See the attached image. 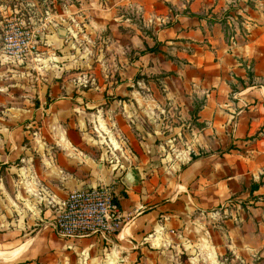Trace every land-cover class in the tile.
Instances as JSON below:
<instances>
[{
	"label": "crops",
	"instance_id": "obj_1",
	"mask_svg": "<svg viewBox=\"0 0 264 264\" xmlns=\"http://www.w3.org/2000/svg\"><path fill=\"white\" fill-rule=\"evenodd\" d=\"M110 1L103 14L120 20L113 25L133 27L135 37V27H154L160 49L183 61L167 80L180 120L159 145L123 129L127 144L112 156L81 113L94 100L82 104L79 89L48 94L41 121L30 122L37 130L24 131L18 147L9 137L0 154V243L10 247L0 256L28 255L24 240L34 230L46 249L71 190L111 185L120 228L105 239L84 236L108 245V264L137 256L142 264H223L227 252L233 264H264V0ZM147 55L156 54L134 63ZM120 80L106 100L136 95L125 88L130 77ZM129 169L137 176L130 188L121 182Z\"/></svg>",
	"mask_w": 264,
	"mask_h": 264
},
{
	"label": "rangeland",
	"instance_id": "obj_2",
	"mask_svg": "<svg viewBox=\"0 0 264 264\" xmlns=\"http://www.w3.org/2000/svg\"><path fill=\"white\" fill-rule=\"evenodd\" d=\"M111 3L110 0H0V154L12 146L9 137L17 147L28 141L24 131L37 130L36 124L30 122L42 119L37 108L58 89L83 91L82 104L94 100L96 105L81 113L85 120L89 119L96 141L103 147L110 144L112 156L123 152L122 144H127L128 136L123 129H129L133 135L140 133L137 137L143 141H151L152 134L157 145L173 131L170 127L176 123L172 120L180 118L179 113L170 109L167 80L176 71L174 65L182 67L184 63L174 62L172 49H160L164 43L156 41L152 34L154 27H135L140 31L135 37L133 27L113 25L112 21L120 20L103 14L104 7ZM5 35L11 37L9 47L3 44ZM132 40H137L139 47H134ZM15 42L33 45L34 49L18 57ZM151 47H157V51L149 52ZM152 53L156 55L144 56L141 64L134 63L138 57ZM126 76L130 80L125 88L135 89L136 95H112L107 102L102 93L118 85L122 89L124 80L120 79ZM152 89L157 93L155 99L150 96ZM96 152L99 154L100 150ZM29 238L24 240L29 247L28 255L13 259L11 254L0 256V264H19L18 261L24 260L25 264H108L105 252L108 245L99 239L81 237L68 241L55 237L47 241L44 249L41 240L35 239L36 230ZM0 250L10 247L0 243ZM227 253L223 264H233L230 252ZM142 258L137 256L133 264H142Z\"/></svg>",
	"mask_w": 264,
	"mask_h": 264
},
{
	"label": "built area",
	"instance_id": "obj_3",
	"mask_svg": "<svg viewBox=\"0 0 264 264\" xmlns=\"http://www.w3.org/2000/svg\"><path fill=\"white\" fill-rule=\"evenodd\" d=\"M6 47L11 37L5 35ZM16 53L21 57L33 45L15 42ZM121 211L111 185L73 189L61 203V210L49 226L61 238L74 239L88 235H101L104 239L118 231Z\"/></svg>",
	"mask_w": 264,
	"mask_h": 264
},
{
	"label": "water",
	"instance_id": "obj_4",
	"mask_svg": "<svg viewBox=\"0 0 264 264\" xmlns=\"http://www.w3.org/2000/svg\"><path fill=\"white\" fill-rule=\"evenodd\" d=\"M121 182L127 186L132 187L137 184V176L136 172L133 169H129L125 172V174L121 178Z\"/></svg>",
	"mask_w": 264,
	"mask_h": 264
},
{
	"label": "trees",
	"instance_id": "obj_5",
	"mask_svg": "<svg viewBox=\"0 0 264 264\" xmlns=\"http://www.w3.org/2000/svg\"><path fill=\"white\" fill-rule=\"evenodd\" d=\"M148 51L149 52H155V51H157V47H151V48L148 49ZM192 158H194L193 155H192ZM260 183H261V181L259 183H257V184H253L252 185V189L255 188V187H257Z\"/></svg>",
	"mask_w": 264,
	"mask_h": 264
}]
</instances>
